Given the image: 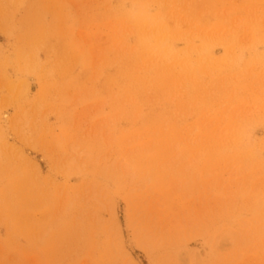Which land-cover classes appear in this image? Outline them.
I'll use <instances>...</instances> for the list:
<instances>
[{
    "label": "rangeland",
    "instance_id": "obj_1",
    "mask_svg": "<svg viewBox=\"0 0 264 264\" xmlns=\"http://www.w3.org/2000/svg\"><path fill=\"white\" fill-rule=\"evenodd\" d=\"M195 254L264 264V0H0V264Z\"/></svg>",
    "mask_w": 264,
    "mask_h": 264
},
{
    "label": "bare ground",
    "instance_id": "obj_2",
    "mask_svg": "<svg viewBox=\"0 0 264 264\" xmlns=\"http://www.w3.org/2000/svg\"><path fill=\"white\" fill-rule=\"evenodd\" d=\"M2 121H3L4 124L6 123V121H7V115L6 114H3ZM111 215H112V217L114 219V222H116L115 212L112 211ZM116 233L118 234V236L120 238V240H119V248L121 250L127 252V253H130L129 250L132 251L134 249V246H133V243L129 239V234L130 233H129L128 228L125 227V229L123 231L122 227L120 229V226L116 224ZM124 233L126 235H124ZM194 259L196 261V264H201L202 262H204V258L199 257L197 254L194 255Z\"/></svg>",
    "mask_w": 264,
    "mask_h": 264
}]
</instances>
